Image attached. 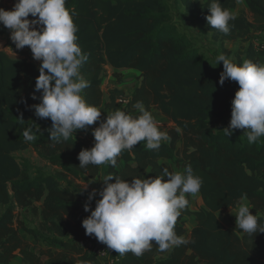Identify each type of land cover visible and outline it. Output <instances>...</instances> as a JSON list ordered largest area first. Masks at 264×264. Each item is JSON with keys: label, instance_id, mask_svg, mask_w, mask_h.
I'll return each instance as SVG.
<instances>
[{"label": "trees", "instance_id": "1", "mask_svg": "<svg viewBox=\"0 0 264 264\" xmlns=\"http://www.w3.org/2000/svg\"><path fill=\"white\" fill-rule=\"evenodd\" d=\"M245 2L252 20L236 15L227 35L207 23L209 0H184L183 5L212 42H247L234 53L236 63L248 60L262 64L253 36L264 31V0ZM220 3L230 10L236 0ZM66 7L75 13L77 43L88 55L80 68L88 83L81 92L85 101L96 107L102 104L106 65L115 70L134 69L139 72V81L133 91L125 95L116 87L109 89L105 106L115 110L117 99L126 98L129 115L138 116L137 105H142L146 110L156 109L171 122L166 131L170 139L162 141L158 150L147 149L141 141L123 151L115 167L108 165L106 175L129 181L153 177L162 174L163 168L169 169L160 162L166 158L182 173L190 166L202 179L198 193L203 206L191 210L188 205L175 225L176 233L190 243L164 252L154 245L139 257L129 252L121 256V264H264V233L251 236L242 232L240 236L217 216L242 199L256 209L264 208V137L250 144L243 130L237 129L230 136L223 131L239 85L227 79L220 85L223 67L211 62L209 52L205 54L178 32L164 0H66ZM6 33L10 30L0 24V35ZM10 45L15 47L12 41ZM224 51L230 54V50ZM115 70L112 75L119 80L121 74ZM38 75L34 62L12 58L0 50V264H12L16 255L25 264H95L96 255L86 244H104L85 235L81 224L90 215L83 208L88 193L64 186L57 176L41 170L30 176L27 163H19L13 155L32 147L73 177L94 181L99 173V166L79 167L78 153L93 145L88 138L72 136L66 143L52 146L47 131L50 120H44L47 126L41 132L32 129L35 140L25 141L27 122L36 117L30 106L39 103L30 95ZM120 162L123 166L118 170ZM95 199L90 208L95 207ZM24 208L39 216L36 227L17 222L16 210ZM192 215L196 223L187 232L185 224ZM257 216L264 225V214ZM22 232L45 246L32 245Z\"/></svg>", "mask_w": 264, "mask_h": 264}, {"label": "clouds", "instance_id": "2", "mask_svg": "<svg viewBox=\"0 0 264 264\" xmlns=\"http://www.w3.org/2000/svg\"><path fill=\"white\" fill-rule=\"evenodd\" d=\"M207 7V23L227 35L230 21L236 19L235 13L224 8L220 0H209ZM74 15L66 7V0H15L11 10L0 7V24L10 30L9 38L15 48L27 46L32 58L40 62L39 75L30 94L39 103L30 107L37 118L50 119L51 127L47 131L52 146L66 143L76 130H87L100 121L92 129V147L78 153L81 169L88 165L115 167L116 158L141 141L146 142L147 149L158 150L162 141L170 137L159 130L152 114L142 105H137L138 116L115 110L101 119L102 112L81 95L88 83L80 75V68L88 55L77 43ZM216 61L223 64L220 85L226 79L239 85L231 100L230 120L223 128L224 134L230 136L240 129L246 132L250 144L255 143L264 137V65L248 60L234 63L223 54ZM32 131V128L23 131L25 141L36 139ZM102 181L104 186L89 192L83 205L84 211L90 212L81 221L85 235L94 236L120 256L130 252L139 257L154 245L164 252L190 243L175 231L178 217L189 205L187 195L197 194L202 186V179L190 166L183 173L163 168L159 176L130 181L109 174ZM87 189L88 183L83 184L80 192ZM97 195L95 207L90 208ZM234 216L236 228L244 234L264 233L260 217L245 203L239 204Z\"/></svg>", "mask_w": 264, "mask_h": 264}, {"label": "rangeland", "instance_id": "3", "mask_svg": "<svg viewBox=\"0 0 264 264\" xmlns=\"http://www.w3.org/2000/svg\"><path fill=\"white\" fill-rule=\"evenodd\" d=\"M164 1L168 4L169 14L172 16V20L175 21L178 32L184 37H186L187 39H189L192 44L199 46L201 51L205 52V54L208 53L207 52L208 49H211V52H209L211 56L210 58L211 62H214L218 66L223 67L222 62L217 63L216 61L217 56H219L220 54H223L226 56V58L236 63V60L234 58V53L237 50L241 49V47L246 46L247 42H243V40L225 41L222 44L212 42L209 39V33L199 23L194 22L193 17L189 16L186 13L184 9V5H183L184 0H164ZM14 3H15V0H0V7L4 8L5 10H11ZM229 11L235 13V15L243 14L248 20H252V15L248 10V6L245 0H238L235 8H232ZM28 18L32 19L31 16H29ZM9 35H10L9 33L0 35V48H4L10 57L26 58L28 60L30 59V60L35 61V63L39 65L40 62L32 58L30 48H28L27 46L24 47L23 49H16L15 47H12L10 45L11 40L9 38ZM253 37H254L253 38L254 47L258 48L259 45L262 42H264V31L256 32ZM224 50H230V54L226 55V52ZM257 50H258V57L261 63L264 65V57L259 53L260 52L259 49ZM106 76L103 80L104 82H105ZM107 87H108L107 85L103 86V89H104L103 94L105 96L109 92ZM128 87L130 86H127V88ZM44 120L45 119H39L37 117L30 118L27 122V129L32 128L36 132H41L42 129L46 128L47 126V123ZM47 120H50V119H47ZM170 125H171V122L169 125H166V123H164L163 121H160L158 126L161 128L160 129L161 131L166 132L167 128ZM37 129H40V131H37ZM13 155L19 163L21 164H23L24 162L27 163L28 173L30 174V176H33L36 170H41V171L51 173L57 176L59 181L64 186L66 185L74 186L76 184L75 179H79L67 173L59 165L50 163L47 159H45L40 154L39 150L34 149L32 147L14 151ZM186 198L189 200V208L191 210H197L203 206L202 200L200 196H198L197 194H189L187 195ZM242 202L245 203L250 208V211L253 214L255 215L264 214V208L256 209L246 199H242L241 201H239L233 208L222 210L217 213L218 218H220V220H222L226 225H229L231 226V228L235 229L238 235L240 236L242 233L240 232L239 229L236 228L234 215L237 210V207ZM16 216H17V222L18 220H21L28 227H36L39 222V216L33 214L30 208L16 210ZM195 223H193V226L195 225ZM22 234H25V233L22 232ZM37 244L38 243L35 242L32 245L38 246ZM41 244L45 246V243L41 242Z\"/></svg>", "mask_w": 264, "mask_h": 264}, {"label": "crops", "instance_id": "4", "mask_svg": "<svg viewBox=\"0 0 264 264\" xmlns=\"http://www.w3.org/2000/svg\"><path fill=\"white\" fill-rule=\"evenodd\" d=\"M237 2H238V0H236V5H237ZM235 5V6H236ZM235 8V7H234ZM231 10V9H230ZM202 26V25H201ZM263 34V33H262ZM193 37V36H192ZM209 39H210V34H209ZM214 47H216V46H214ZM255 48V51H256V54H257V56H258V50L257 49H259V53L264 57V52L258 47V48H256V47H254ZM0 50L1 51H4L5 53H7L6 52V50L4 49V48H0ZM207 52H211V50L210 49H208L207 50ZM13 58V57H12ZM16 59L18 58V57H15ZM259 58V57H258ZM30 60V59H29ZM260 60V59H259ZM30 61H32V62H34L35 63V61H33V60H30ZM261 62V61H260ZM36 64V63H35ZM37 65V64H36ZM37 66H39V65H37ZM105 69H106V74H107V76H106V79H105V82L103 81L102 82V84H101V89H102V91H104V89H103V86H108L107 87V89L109 90V89H111V88H114V87H116V88H118L119 90H122L123 92H124V94L125 95H129L132 91H133V89H134V87L137 85V83H138V81H139V72L137 71V70H134V69H127V68H122V69H117V70H115V69H113L111 66H109V65H106L105 66ZM118 71V72H120V79L119 80H117L113 75H112V72L113 71ZM127 86H130V87H128L127 88ZM106 89V90H107ZM81 95H82V93H81ZM107 99H108V94L105 96L104 94H103V99H102V104L100 105V106H98L97 108L102 112V115H101V119H104L105 118V116L106 115H109V114H111L112 113V111L109 109V108H107L106 106H105V102L107 101ZM119 107L121 108V106L118 104V109H119ZM151 114H152V116L154 117V119H155V121H156V123H157V125H159V123H160V121H163L164 123H166V125H169L170 124V122H169V120L168 119H166L159 111H157L156 109H151V110H148ZM100 123V121H97V122H95L93 125H90V126H88V129L87 130H76L75 131V135L77 136V137H88V136H90V134L92 133V129L94 128V126L96 125V124H99ZM159 127V126H158ZM161 128L159 127V130H160ZM168 140H166V141H164V142H167ZM160 162H162V163H165L168 167H169V169H170V171H172V172H181L182 173V170L180 169V168H178V167H176L174 164H173V162H172V160H170V159H166V158H162V159H160ZM122 166H123V162H120L118 165H117V169L118 170H120L121 168H122ZM107 167H108V165H102V166H99V173H98V175L95 177V179H94V181H85V180H82V179H75V181H76V184L74 185V186H71V185H66L67 187H69V188H71V189H79V190H82V185L83 184H86V183H88V189H87V191H85V192H87V193H89V192H91L93 189H96L97 191L98 190H100L103 186H104V184H103V179H104V177L106 176V172H107ZM153 175V177H155V176H159V175H161V174H152ZM197 195L198 196H200L199 195V193H197ZM95 198H99L98 197V195L95 197ZM219 220H220V218H219ZM226 227H230L231 228V226H229V225H226L222 220H220ZM193 223H195V219H194V216L192 215V216H189L188 218H187V221H186V230H187V232H189L190 231V229L193 227ZM233 229V228H232ZM235 232H236V230L235 229H233ZM240 232L242 233V231L240 230ZM237 233V232H236ZM238 234V233H237ZM22 236L26 239V240H28L31 244H33V243H35L36 241L34 240V238L32 237V236H30L29 234H22ZM39 247H42L43 245L41 244V242L40 243H38L37 244ZM89 250L91 251V249L89 248ZM111 253H112V255H113V259H112V264H121V256L118 254V253H115L114 251H110ZM94 263L95 264H105L106 262L102 259V258H100V257H96L95 258V261H94ZM12 264H25L23 261H22V259H21V257H20V255H16L13 259H12ZM199 264H203V263H199Z\"/></svg>", "mask_w": 264, "mask_h": 264}, {"label": "built area", "instance_id": "5", "mask_svg": "<svg viewBox=\"0 0 264 264\" xmlns=\"http://www.w3.org/2000/svg\"><path fill=\"white\" fill-rule=\"evenodd\" d=\"M259 48L264 52V42H262L260 45H259ZM127 102V99L126 98H119L117 99V103L121 106V108L119 107L118 109V106L115 108V110H122L124 111L126 114L127 111L125 110V104ZM115 110H111L112 112L115 111ZM99 124H96L94 126V128L98 127ZM93 128V129H94ZM73 137H76V138H83V137H77L75 134ZM88 138L92 143L94 142V137L92 136V133L90 134V136L86 137ZM86 244V243H84ZM88 249L90 248L92 253H94L96 255V257H100L102 258L106 263L105 264H112V253L110 252L109 249H107L106 245L104 246H97V245H93V244H86Z\"/></svg>", "mask_w": 264, "mask_h": 264}]
</instances>
